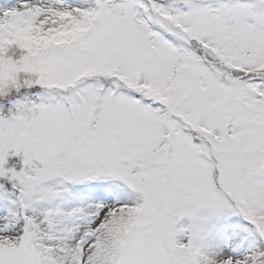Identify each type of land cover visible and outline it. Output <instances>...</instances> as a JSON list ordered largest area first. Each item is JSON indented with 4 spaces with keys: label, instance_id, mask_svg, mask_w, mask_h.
Returning a JSON list of instances; mask_svg holds the SVG:
<instances>
[{
    "label": "snow or ice",
    "instance_id": "6c2138e0",
    "mask_svg": "<svg viewBox=\"0 0 264 264\" xmlns=\"http://www.w3.org/2000/svg\"><path fill=\"white\" fill-rule=\"evenodd\" d=\"M0 264H264V0H0Z\"/></svg>",
    "mask_w": 264,
    "mask_h": 264
}]
</instances>
